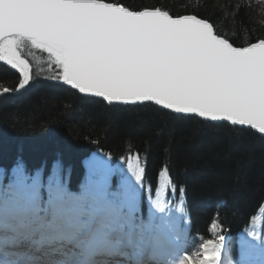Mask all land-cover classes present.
Wrapping results in <instances>:
<instances>
[{
    "label": "snow or ice",
    "instance_id": "1",
    "mask_svg": "<svg viewBox=\"0 0 264 264\" xmlns=\"http://www.w3.org/2000/svg\"><path fill=\"white\" fill-rule=\"evenodd\" d=\"M264 14V0H256ZM47 54L53 80L109 104L151 102L175 114L246 126L264 138V39L234 46L197 15L173 17L161 7L131 10L109 0H0V62L18 74V93L32 82L23 49ZM13 89L0 87V94ZM9 119L18 117L12 115ZM87 163V162H86ZM98 167L108 170L104 161ZM54 162L46 186L42 170L12 168L0 197V264H233L222 260L225 236L213 222L191 252L171 239L179 234L166 215V193L177 186L165 168L156 198L141 215L140 191L127 178L113 189L107 171L73 190ZM127 169L142 185L138 157ZM181 199L186 189H178ZM150 192V189H149ZM46 193V195H45ZM186 211L183 203L175 208ZM154 213H159L157 217ZM249 237L264 245V212L251 220ZM242 253L240 264H246ZM264 264V247L261 248Z\"/></svg>",
    "mask_w": 264,
    "mask_h": 264
},
{
    "label": "trees",
    "instance_id": "2",
    "mask_svg": "<svg viewBox=\"0 0 264 264\" xmlns=\"http://www.w3.org/2000/svg\"><path fill=\"white\" fill-rule=\"evenodd\" d=\"M131 10L161 7L173 17L197 15L216 27L234 46L264 39V14L256 0H109ZM24 58L32 65V82L18 95L0 96V197L17 162L26 173L42 170L46 186L54 162H60L62 180L75 190L86 179L90 161L107 160L123 170L109 184L121 187L124 178L140 191L141 215H148L149 195L156 198L159 173L165 168L177 186L166 193L171 207L166 215L179 234L171 237L180 252L196 238H210L215 222L232 238L231 259L260 264V240L248 235L251 220L264 206V139L249 130L214 125L193 117H180L151 105L120 107L82 98L69 86L53 80L57 70L47 54L25 46ZM18 75L0 64V87L15 90ZM15 115V120L8 117ZM138 157L144 175L136 185L127 169ZM87 162V163H86ZM6 175L9 178H6ZM186 189L181 199L179 187ZM150 189V192H149ZM46 195V193H45ZM183 203L186 211L175 208ZM264 212V210H263ZM159 217V213H154Z\"/></svg>",
    "mask_w": 264,
    "mask_h": 264
},
{
    "label": "rangeland",
    "instance_id": "3",
    "mask_svg": "<svg viewBox=\"0 0 264 264\" xmlns=\"http://www.w3.org/2000/svg\"><path fill=\"white\" fill-rule=\"evenodd\" d=\"M104 162L108 165V170H103L101 168L98 167V164H97V161H90L88 164H87V171L94 177L96 178L102 171H107V173H112V174H115L116 171L118 172H121L123 170V168H118L117 166H114V164H110L107 160L103 159ZM264 208H260L257 212L256 215H259L261 214V212H263ZM217 232H219L220 234L221 231L220 229L217 227L216 229ZM214 235V234H213ZM213 235H211V238H213ZM223 235V234H222ZM199 244V243H198ZM197 245H192L189 249V252H191L193 249H195ZM225 257H229V247L227 244H224V247L222 248V260L225 258ZM0 258H2V256H0Z\"/></svg>",
    "mask_w": 264,
    "mask_h": 264
},
{
    "label": "water",
    "instance_id": "4",
    "mask_svg": "<svg viewBox=\"0 0 264 264\" xmlns=\"http://www.w3.org/2000/svg\"><path fill=\"white\" fill-rule=\"evenodd\" d=\"M75 92H77L80 96H82V97H85V98H90V99H95V100H98V101H101V102H103L105 105H107V106H114V105H116V106H122V107H126V106H142V105H151V106H154V107H156L157 109H161V110H164V111H166V112H168V113H171V114H173V115H178V116H184V117H186V115L185 114H175V113H172L170 110H165V109H162L160 106H157V105H154L153 103H151V102H145V103H143V104H140V103H137V104H128V105H125V104H121V103H119V102H113V103H111V104H109L108 102H106V101H103V99L102 98H97V97H91V96H88V95H85V94H80L77 90H74ZM191 117V116H190ZM194 118H196V119H198V120H200V121H202V122H205V123H210V124H225V125H227V126H231V127H235V128H238V129H244V130H250V129H248L246 126H232V125H230L228 122H210V121H205V120H203L202 118H197V117H194ZM250 131H252L253 133H255L256 135H258L259 137H261L259 134H257L256 132H255V130H250ZM262 138V137H261ZM227 239V238H226ZM225 239V240H226Z\"/></svg>",
    "mask_w": 264,
    "mask_h": 264
},
{
    "label": "bare ground",
    "instance_id": "5",
    "mask_svg": "<svg viewBox=\"0 0 264 264\" xmlns=\"http://www.w3.org/2000/svg\"><path fill=\"white\" fill-rule=\"evenodd\" d=\"M80 97H82V96H80ZM82 98H85V97H82ZM86 99H89V98H86ZM175 116H178V115H175ZM180 117H184V116H180ZM186 117H190V116H186Z\"/></svg>",
    "mask_w": 264,
    "mask_h": 264
}]
</instances>
